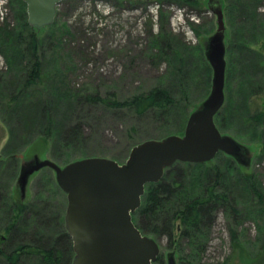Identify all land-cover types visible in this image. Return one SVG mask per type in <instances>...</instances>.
<instances>
[{"label": "rangeland", "instance_id": "1", "mask_svg": "<svg viewBox=\"0 0 264 264\" xmlns=\"http://www.w3.org/2000/svg\"><path fill=\"white\" fill-rule=\"evenodd\" d=\"M207 2L67 0L61 3L53 27L35 30L41 39L40 65L50 79L45 87L31 86L25 96L27 92L19 90L34 65L22 50L26 41L22 49L16 46L18 39L12 45L7 42L1 45L0 240L7 235L3 230L8 215L1 202L6 196L12 208L24 209L22 216L25 214L30 228H25L22 238L44 237L52 242L61 230L67 198L56 184L52 170L44 168L31 175L21 197L20 170L34 156L60 166L91 157L122 164L131 149L146 140L183 135L189 115L206 99L211 88V67L197 58V51L217 28L216 16L207 9ZM218 2L223 7L228 67L227 103L218 116V128L250 150L247 172L255 174L264 190V59H260L264 58V0ZM6 8L7 15L0 27L7 25L9 30L25 38L26 30L22 26L27 22L25 3L6 0ZM250 16L256 19L254 29L245 23V18L250 20ZM189 29L194 32L195 43L187 39L192 34ZM246 34L247 41L257 44L255 49L261 54L257 60L251 58L247 62L245 57L240 60L235 51L234 42L245 41ZM164 36L172 42V49L164 46L163 39L155 43ZM186 50L194 54L186 55L183 53ZM55 85L62 90L54 91ZM66 86L76 91L64 98ZM159 87H167L176 98V104L167 108V112L153 110L138 116L107 102L82 100L87 95L88 98L99 95L109 102H121ZM11 95L18 96L13 109L8 108ZM75 96L82 99L73 102ZM257 114L258 122L255 121ZM50 115L52 127L54 123L59 128L55 131L53 127V135L46 143L40 142L38 136ZM76 124L80 126L74 135L71 128ZM222 159L220 156L208 164L224 172L226 186L229 180L237 213L223 208L217 210L213 225L203 231V243L197 249L195 260L189 257L192 246L187 239L172 244L165 237L147 234L159 243L161 264H167L169 257L177 264H191L192 260L193 264H264V208H259L258 202L241 189L239 176L232 169L238 165L232 162V168L228 167ZM184 168H179V173L188 188L201 186L199 177L200 182L205 181L202 169ZM178 239L176 233L175 241ZM173 249L176 254L172 253Z\"/></svg>", "mask_w": 264, "mask_h": 264}, {"label": "water", "instance_id": "2", "mask_svg": "<svg viewBox=\"0 0 264 264\" xmlns=\"http://www.w3.org/2000/svg\"><path fill=\"white\" fill-rule=\"evenodd\" d=\"M22 1L28 25L41 31L54 23L58 6L67 0ZM207 9L215 14L217 26L204 44L212 70L211 88L189 115L182 136L146 140L134 146L122 164L91 157L60 166L38 156L22 163L18 179L21 197L28 178L44 168L54 172L56 184L66 194L64 223L74 251L72 264H155L159 243L144 235L132 221L146 186L158 183L177 162L204 164L218 153L249 166L250 150L220 132L214 121L225 99L226 27L218 0H208ZM168 264H176L173 257H169Z\"/></svg>", "mask_w": 264, "mask_h": 264}, {"label": "trees", "instance_id": "3", "mask_svg": "<svg viewBox=\"0 0 264 264\" xmlns=\"http://www.w3.org/2000/svg\"><path fill=\"white\" fill-rule=\"evenodd\" d=\"M243 10H245V8H242V11ZM251 13L254 12L252 11ZM255 20L256 19H253V17H251L250 20L245 18V23L246 25L250 23L251 28L254 29ZM3 23L1 25H3ZM22 26L26 30L25 38H22L18 33L16 34L15 32L9 30L7 25L0 27V48L1 45L5 44L6 42L12 45V43L15 42V39H18L19 42L16 46L22 49L24 41H26V47L22 50H24L30 57L29 63L32 64V62H34V65H32L31 71L26 76L24 84L19 90L20 93H25L33 85H43L45 87L46 82L50 79V77L49 74L46 73L40 65L38 49H40L41 39H39L36 34V32L40 31L35 32V29L30 27L26 21L23 22ZM246 37L247 34L245 35V41L241 39L242 41L234 42L235 51L240 60L242 57H245L247 62L251 60V58H253V60H257V58L261 55L259 51L255 49V46L257 47V44L253 40L247 41L248 39ZM61 38L62 36L59 38V41H61ZM162 39L164 41V46L166 45L169 49L173 48L172 42L167 40L165 36L164 38H160V40L156 39L155 43L158 44ZM247 42L253 44L249 46ZM197 52L199 53V57L197 56L198 60H203L204 63L207 64L208 62L204 54V45ZM16 53L18 54L17 50ZM183 53H185L186 55L194 54L192 50H186ZM226 54L227 48L225 57ZM260 59L264 58L260 57ZM180 61H183V59L180 58ZM227 78L228 67L226 62L224 95L226 94ZM206 79L208 83V77H206L205 80ZM59 85H55V87H53L54 91H59L61 89L59 88ZM64 90L65 93H63L62 96L64 98H67L68 95L72 96V94L76 91L73 89H69L68 86H66ZM27 94L28 92L25 93L24 96ZM17 97V95H11L9 97L10 100L8 101V108H14L12 104L13 102H15ZM76 99L80 100L82 98H78L77 96H75V99L72 101L78 102V100ZM82 100H84L85 102H107V105L109 106H113L118 110H131L138 116L150 113L153 110L167 112L169 110L167 108H173L176 104L175 96H173L172 92L169 91L167 87L155 88L148 93L134 95L130 99H126L121 102H109L101 98L99 95H90L89 98L87 95ZM226 103L227 98L225 95L224 104L214 118L217 128L218 116L220 115V112L222 111ZM258 118L259 114H257L255 117L256 122H258ZM45 121L46 126H44L43 130L38 136L41 139L40 142L44 143H46V139H49V137L53 135V127L55 131L59 128V124L55 126L54 123L52 127L51 115ZM79 126V124L72 126V134L76 135L78 133ZM64 133L66 134V129ZM220 156H223L222 160L227 161L228 167L232 168V162H235L238 165V168H235L233 166L232 169H234L235 174L239 176L237 180L241 182V189L258 202L256 205L259 208H264V190L262 189V186L258 181L259 179L255 176V174L247 172L248 168L250 167L238 163L233 158L226 156L223 153H218L215 159ZM56 157L58 156L56 155ZM212 161L208 163H211ZM208 163H175L172 167L165 171L163 178L158 183L148 184L146 186L141 205L132 215V221L144 235L152 234L160 237H165L169 239V241H172V244L180 242L181 239H187L189 241L188 245L192 246L189 257L193 258L194 260L196 259V253H198L197 249L200 248V244L202 245L203 243L201 241L202 237L204 236V232L209 229L214 223L215 213L217 212V210L223 208L225 211H229L232 214L237 213L236 202H234V196L231 194L229 180L227 179L228 184L226 186V177L224 175V172L220 171L218 169V166L211 164L209 165ZM200 166L202 167L200 168ZM184 167L188 169H202L201 173L203 174V176H205V181L200 182L201 178L199 177L198 183L201 184V186L198 184V187L190 186V188H188L184 177L180 175L181 172L179 173V168L183 169ZM191 175V177L193 178V173ZM0 197L2 198L1 195ZM19 198L20 201L23 202L20 194ZM1 202L2 205L6 207L8 215V221L3 230L7 235L0 240V243L3 244V248H1L2 246L0 244V261L2 264H72L71 258L72 255L74 257V251L72 248L70 236L65 229L64 221L62 223L61 230L57 235L58 237L52 242L48 241L44 237L24 239L22 238V232L25 230V228L29 227V224L25 220V214L24 217L22 216V210H24L22 209L23 207L19 209H17L16 207L12 208V203L10 202V199L7 198V196ZM20 233L22 234V236L21 239H18ZM176 233L179 234L178 241H175ZM147 236L150 237V235ZM172 252L176 254V251H174V249ZM159 261L160 259L158 258L155 264H161ZM193 262L194 261L192 260L191 264H193Z\"/></svg>", "mask_w": 264, "mask_h": 264}, {"label": "built area", "instance_id": "4", "mask_svg": "<svg viewBox=\"0 0 264 264\" xmlns=\"http://www.w3.org/2000/svg\"><path fill=\"white\" fill-rule=\"evenodd\" d=\"M7 8H6V0H0V24H2L5 20V17L7 15ZM189 31L192 33V34H188L187 36V39L190 43H195L193 41V39L195 40V36H194V33L192 30L189 29Z\"/></svg>", "mask_w": 264, "mask_h": 264}, {"label": "flooded vegetation", "instance_id": "5", "mask_svg": "<svg viewBox=\"0 0 264 264\" xmlns=\"http://www.w3.org/2000/svg\"><path fill=\"white\" fill-rule=\"evenodd\" d=\"M172 253H173V252H172ZM159 256H160V254H159ZM159 256H158V258H159ZM172 256H173V255H172ZM158 258H157V259H158ZM168 259H169V258H168ZM168 259H167V264H168ZM162 264H163V263H162ZM176 264H177V262H176Z\"/></svg>", "mask_w": 264, "mask_h": 264}]
</instances>
